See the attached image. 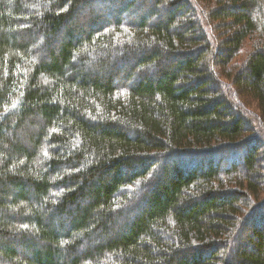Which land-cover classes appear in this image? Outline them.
Instances as JSON below:
<instances>
[{"label": "trees", "instance_id": "trees-1", "mask_svg": "<svg viewBox=\"0 0 264 264\" xmlns=\"http://www.w3.org/2000/svg\"><path fill=\"white\" fill-rule=\"evenodd\" d=\"M127 1L0 0V264H264V0Z\"/></svg>", "mask_w": 264, "mask_h": 264}, {"label": "rangeland", "instance_id": "rangeland-1", "mask_svg": "<svg viewBox=\"0 0 264 264\" xmlns=\"http://www.w3.org/2000/svg\"><path fill=\"white\" fill-rule=\"evenodd\" d=\"M130 0H128L127 2H129ZM134 1H136L138 4H140V2L141 3H143L144 2V0H134ZM131 3V2H130ZM127 4L128 3H126V4H123V5H121V8L122 9H124V8H126V6H127ZM107 3L105 2V3H103V2H96V4H94L93 2H91V7L89 8V10L87 11V12H83V13H81L80 14V16H82V17H87V16H91L92 18H94V16H101V15H103L102 14V12H100L99 10L101 9V8H106L107 7ZM146 6H145V8L144 9H142V8H140L138 11H136L135 13H132V11H130V12H128L127 14H123L122 13V19L124 20V21H127V22H129V21H132V22H136L138 19H141V18H144V19H148V15H146V9H148V8H150V7H152V5H151V3H146L145 4ZM139 7H141V6H139ZM96 9H97V13H96ZM126 10V9H125ZM123 12H126V11H123ZM113 17H114V15L113 16H111V14L110 15H107V17H105V20H107L109 23H112V19H113ZM104 20V19H103ZM151 21V20H150ZM99 22V24H102V20H100V21H98ZM154 21H151L150 22V24L151 23H153ZM86 28V27H85ZM88 28V27H87ZM205 30H206V32H207V35H208V38L210 39V41H211V43H212V40L214 41V43H212V45L214 46V48L215 49H217L218 48V42L216 43V41H219V37H218V32L217 33H213L212 32V34L210 33V32H208L209 31V29L208 28H206V25H205ZM218 34V35H217ZM246 45H249V46H252L253 45V43H246ZM245 45V47H244V49H243V52H241V54H240V56H239V58L236 60V62L238 63V61H239V59L241 58V57H243L244 56V53H246V52H248L249 54H250V47L249 46H246ZM132 62H129V63H126V64H123V66L124 67H126V66H128V65H130ZM167 65H165V67H166ZM116 71V70H115ZM115 71H113V79H115V84L116 85H121V84H125V78H123L124 76H122V74L121 73H119V72H115ZM140 75V74H139ZM127 86H130L129 84L127 85ZM242 100H243V98H242ZM236 102H237V100H236ZM241 104V103H240ZM245 108L243 107V109L245 110V112H246V114H247V116L251 119V120H254V121H256V122H254L253 123V125H254V127L255 128H257V129H264V127H262L263 126V124H262V122L264 121V114L258 109V107H257V105L255 104V103H247V105H246V103H245ZM243 109H242V111H243ZM254 118V119H253ZM259 121V122H258ZM250 150V149H249ZM259 154H261L262 156H264L263 154H264V150H263V148H262V146H261V148H260V151H259ZM258 154V155H259ZM230 158H232L231 160L230 159H227V160H221V167H222V169L224 170L225 168L227 169L228 168V166H230L232 163H237V161L238 160H240V159H238V155L237 154H230V156H229ZM263 161H264V158L262 159ZM193 161H194V163H195V165H198V167L199 166H204V167H207V166H209L210 165V161H211V163L214 165V166H217V164H218V162L220 161L219 160V158H212V159H193ZM178 162V161H177ZM190 162H192L191 160L190 161H188V162H184L183 161V166H184V168H186V170H190V169H192L193 168V163H190ZM179 163H180V161H179ZM244 183V182H243ZM249 231V230H248ZM250 231L249 232H247V235H250Z\"/></svg>", "mask_w": 264, "mask_h": 264}]
</instances>
